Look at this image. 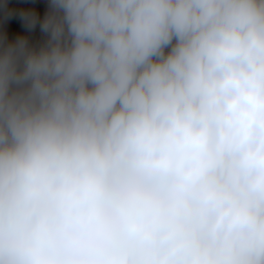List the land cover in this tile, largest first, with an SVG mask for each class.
Masks as SVG:
<instances>
[{
    "label": "clouds",
    "instance_id": "clouds-1",
    "mask_svg": "<svg viewBox=\"0 0 264 264\" xmlns=\"http://www.w3.org/2000/svg\"><path fill=\"white\" fill-rule=\"evenodd\" d=\"M11 21L42 38L0 29V264H264V0Z\"/></svg>",
    "mask_w": 264,
    "mask_h": 264
},
{
    "label": "crops",
    "instance_id": "crops-1",
    "mask_svg": "<svg viewBox=\"0 0 264 264\" xmlns=\"http://www.w3.org/2000/svg\"><path fill=\"white\" fill-rule=\"evenodd\" d=\"M10 6L12 7H30L35 9L38 14L42 17L47 9L48 0H9ZM0 29L8 32L9 39H15L17 34L26 35L29 38L30 43H37L42 38L39 25L32 32L19 27L16 21H11L7 25H0Z\"/></svg>",
    "mask_w": 264,
    "mask_h": 264
}]
</instances>
